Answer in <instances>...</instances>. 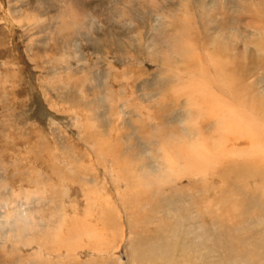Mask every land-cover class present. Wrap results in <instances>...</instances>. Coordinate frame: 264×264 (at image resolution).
Here are the masks:
<instances>
[{"label": "rangeland", "instance_id": "obj_1", "mask_svg": "<svg viewBox=\"0 0 264 264\" xmlns=\"http://www.w3.org/2000/svg\"><path fill=\"white\" fill-rule=\"evenodd\" d=\"M0 264H264V0H0Z\"/></svg>", "mask_w": 264, "mask_h": 264}, {"label": "bare ground", "instance_id": "obj_2", "mask_svg": "<svg viewBox=\"0 0 264 264\" xmlns=\"http://www.w3.org/2000/svg\"><path fill=\"white\" fill-rule=\"evenodd\" d=\"M177 41V40H176ZM176 44V43H175ZM175 49H176V47H175ZM193 101V100H192ZM200 117V116H199ZM261 142V141H260ZM182 157H183V155H182ZM187 157H189V156H187ZM184 158V157H183ZM191 159H192V156L190 157ZM185 159H187V158H185ZM189 159V158H188ZM187 159V160H188ZM190 159V160H191ZM194 159V158H193ZM189 161V160H188ZM194 161H195V159H194ZM174 162V161H173ZM199 162V161H198ZM200 164V163H199ZM172 166V165H171ZM219 167V166H218ZM217 169V168H216ZM235 169V168H234ZM238 170H239V168H237ZM233 170V169H232ZM234 171H236V169L234 170ZM240 172V171H239ZM212 214V213H211ZM221 216V215H220ZM229 218H230V216H229ZM231 219V218H230ZM205 249V248H204ZM192 250V249H191ZM196 250V249H195ZM155 251V250H154ZM153 251V252H154ZM154 253H156V252H154ZM173 253V252H172ZM152 254V253H151ZM166 255H168V254H166ZM173 255V254H172ZM173 257V256H172ZM175 258V257H174ZM172 262V261H171ZM174 262H175V259H174ZM173 263V262H172ZM190 263V262H189Z\"/></svg>", "mask_w": 264, "mask_h": 264}]
</instances>
